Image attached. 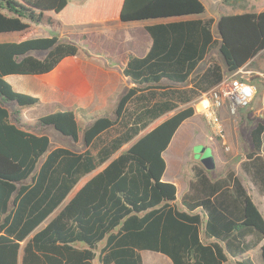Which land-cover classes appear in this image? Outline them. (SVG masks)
<instances>
[{
  "label": "trees",
  "instance_id": "1",
  "mask_svg": "<svg viewBox=\"0 0 264 264\" xmlns=\"http://www.w3.org/2000/svg\"><path fill=\"white\" fill-rule=\"evenodd\" d=\"M78 1L0 0V34L27 33L32 26L172 20L145 27L150 50L144 57L130 54L123 69L133 86L113 117H96L84 128L82 153L52 149L41 131L52 128L79 142L75 112L40 117L39 131L26 128L21 112L41 99L16 91L7 80L49 74L78 56L79 45L58 35L0 42V264H19L20 250L21 264H143L145 251L172 264H264V216L234 170L213 176L192 163L180 207L177 186L163 181V154L195 116L191 103L264 52V11L215 20L203 17L202 0ZM216 50L226 69L212 56ZM205 61V70L197 72ZM181 106L186 107L141 135ZM250 138L242 170L264 193V118ZM101 167L39 229L80 180ZM256 250L258 260L251 255Z\"/></svg>",
  "mask_w": 264,
  "mask_h": 264
},
{
  "label": "rangeland",
  "instance_id": "2",
  "mask_svg": "<svg viewBox=\"0 0 264 264\" xmlns=\"http://www.w3.org/2000/svg\"><path fill=\"white\" fill-rule=\"evenodd\" d=\"M84 1L85 0H79L78 3H83ZM202 1L206 5V13L203 15V17L214 18L215 20H218V18L224 14H241L252 11H264V0H242L236 4H224L222 0ZM120 23L122 22L115 20L112 22L74 27L32 26L30 32L27 33L0 34V42L18 41L30 37H50L58 35L63 40L74 42L81 48L78 56L65 59L50 78H44L43 76L45 75L12 76L9 82L13 85L16 91L39 97L42 101L40 105L27 108L24 110L25 112H21L20 117L23 125L26 128L29 126L28 124H30L28 128L32 127L34 131H39L40 129L36 128V121L40 117L57 111H65V108H67V106H65L61 101V89H59L57 93L55 92L56 98L54 94L52 95L49 88H47V84L55 82L61 83L62 78L72 74L76 67L87 65L89 61L97 62L100 60V57H107L110 52L116 53L119 51V49H117V47L120 46L118 45V42L113 41L114 39L112 38H102L101 34L94 32V30L97 29L96 27H98L97 25L99 24L103 26L107 25L109 27H117L120 25ZM151 23V20L144 22H130L119 26L116 31H114V33L117 34L121 32L129 36L130 32H132L134 36H137L141 32L146 33L145 27ZM214 33L216 37H218V30L216 26L214 27ZM129 43L131 44V47L135 48L137 43H141V39L134 38L133 43ZM37 55L43 56L40 54ZM212 56H215L220 62L224 63V60L220 56L218 50L214 51ZM202 64L203 65H201V68H204V66L207 64V61ZM248 67L249 69L255 71L264 72V52L260 58L256 60V62H252L248 65ZM248 80L257 86V94L250 105L240 110L237 117H231L228 114L226 119H224L222 117V113H220L224 128L225 140L230 150L226 151L224 149V139L217 136L211 131V129H209L202 115L198 114V116H196L194 120L197 131L196 138L191 141L192 137H190V133L187 135L189 136L188 142H191L190 146L191 148L193 147L192 149L194 152L191 156H188L187 153H182L183 155L180 154L179 157L177 156L175 158L177 165L173 171V181L178 187L176 204L179 207L181 206L182 194L187 187L188 180L191 176V164L195 162L202 164L212 173L213 176H218L228 169L234 170L248 189L253 200H255V202L264 212V194L259 192V190L252 184L251 180L244 174L242 170V164L246 160V154L251 147L250 131L258 120L264 118V78L252 75ZM185 107L186 106H181L176 111L164 116L162 120L171 117L176 112ZM91 112L92 115L89 116L88 119L79 114L80 118L82 119H80V136L82 137L79 141L80 143L74 142L70 138L62 136L52 128L41 129L43 133L49 135L52 149L56 147L67 146L76 151H83L85 149V145L82 140L83 130L92 123L94 118H96L92 116L95 114H100L96 111ZM114 113L115 111L112 112V117L114 116ZM154 125L142 132L141 135H144ZM185 127H183V129L180 131L179 136L184 131ZM130 145L131 144L126 145L123 150L128 149ZM103 167L99 168L98 170H101ZM251 255L258 260L260 252L256 250L252 252ZM143 259V264H172L166 256L151 251H145L143 253ZM95 264L99 263L96 261Z\"/></svg>",
  "mask_w": 264,
  "mask_h": 264
},
{
  "label": "crops",
  "instance_id": "3",
  "mask_svg": "<svg viewBox=\"0 0 264 264\" xmlns=\"http://www.w3.org/2000/svg\"><path fill=\"white\" fill-rule=\"evenodd\" d=\"M254 12V11H252ZM240 14V13H236ZM172 19H164V20H151V24L155 23H161V22H169ZM120 21V20H119ZM121 22V21H120ZM104 23V22H103ZM123 24L127 23H120L119 26H122ZM97 29L94 30V32H98L101 34L102 38H112L113 41L118 42L120 45L117 47L119 49L118 52L112 53L110 52L107 57H100V60L97 62L89 61L87 65H82L79 67H76L74 69V72L72 74L67 75L62 78L61 83H50L47 84V88H49L52 95L54 94L56 97V93L59 89L62 91V103L67 106L65 108L66 110L75 112L77 116L78 123L80 125V116L81 114L86 119L89 118V116L92 115L91 111H96L100 114H95L92 117H99V115L103 116L105 113L111 115L113 111L116 110L119 100L121 97L133 86L131 81L124 76L123 69L128 61V57L130 54L136 55L138 57H144L148 51L150 50V47L152 45V39L150 35L147 33H139L137 36H134L132 32H130L129 36L124 33H114L116 29L119 27H109L107 25L103 26L101 24L97 25ZM101 26V27H100ZM148 26V25H147ZM140 38L141 43H137L136 47H131V44L129 42L133 43V40ZM130 39V40H129ZM262 54H260L258 57H256L252 62H256L258 58H260ZM250 62L249 64H251ZM204 63V62H203ZM224 69H226L225 64L220 62ZM202 63L199 65L197 72H202L205 70L207 64L204 66V68H201ZM55 70L49 74H46L43 76L44 78H50L52 77V74H54ZM12 76L7 77V80L10 81ZM60 85V86H59ZM56 92V93H55ZM57 98V97H56ZM197 100V99H196ZM196 100H194L191 105L194 106L196 110ZM42 102V101H41ZM203 104H199L198 107L200 108ZM27 109V108H26ZM25 109H23V112ZM27 112V111H26ZM222 117L226 119L228 113L227 108H223L222 111ZM105 114V115H106ZM198 112L196 110V114L194 117L186 120L180 128L177 130L175 136L173 137V140L169 146V148L165 151L163 154L164 159L166 161V171L163 176L164 182H171L175 183L173 181V171L177 165V161L175 158L178 156L183 155L182 153H187L188 156H191L193 154V147L191 148L190 143L188 142L189 136L188 133H190L191 141L196 138V125H195V118L198 116ZM164 117V116H163ZM162 117V118H163ZM162 118L155 121L149 131H151L153 128L158 126L160 123H162L164 120ZM28 120V119H27ZM82 120V119H81ZM162 120V121H160ZM25 121V120H24ZM37 122V121H36ZM30 126V124H28ZM151 125V126H152ZM27 126V127H29ZM186 126V127H185ZM184 128V131L179 136L180 131ZM147 131V132H149ZM146 132V133H147ZM145 133V134H146ZM46 134V133H44ZM48 135V134H47ZM82 137L80 136V139ZM78 143V142H77ZM80 143V142H79ZM125 147V146H124ZM123 147V148H124ZM68 148L74 152L82 153L86 151V147L83 151H76L73 150L70 147ZM123 150V149H122ZM264 154V152H263ZM217 160V158L215 157ZM102 170V169H101ZM100 170H97L84 178L80 180V182L75 186V188L72 190V192L67 197L65 203L57 210L55 211L41 226L39 229L44 228L57 214L58 212L64 207L66 203H68L75 194L88 182L94 175H96ZM189 181V180H188ZM188 187V185H187ZM187 187L185 188L183 194L187 190ZM178 188V187H177ZM182 194V195H183ZM264 194V193H262ZM251 196V195H250ZM253 199V198H252ZM255 202V200H253ZM256 203V202H255ZM257 204V203H256ZM258 206V204H257ZM259 207V206H258ZM260 211L262 212L264 216V212L259 207ZM1 234V233H0ZM24 245V243H22ZM144 252H142L143 255ZM22 260V250H20L19 255V264H21ZM144 260V259H143Z\"/></svg>",
  "mask_w": 264,
  "mask_h": 264
},
{
  "label": "built area",
  "instance_id": "4",
  "mask_svg": "<svg viewBox=\"0 0 264 264\" xmlns=\"http://www.w3.org/2000/svg\"><path fill=\"white\" fill-rule=\"evenodd\" d=\"M249 64L234 73H230L223 82L204 93L196 100V110L205 119L207 126L213 133L221 137L223 147L230 150L224 136V128L220 113L227 108L231 117H237L240 110L248 107L257 94V86L248 79L252 75L264 78V72L249 69ZM199 104H203L200 108Z\"/></svg>",
  "mask_w": 264,
  "mask_h": 264
}]
</instances>
